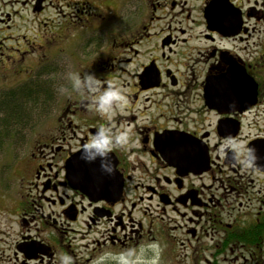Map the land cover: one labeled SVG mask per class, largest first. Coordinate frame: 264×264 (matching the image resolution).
Instances as JSON below:
<instances>
[{
	"label": "flooded vegetation",
	"instance_id": "flooded-vegetation-1",
	"mask_svg": "<svg viewBox=\"0 0 264 264\" xmlns=\"http://www.w3.org/2000/svg\"><path fill=\"white\" fill-rule=\"evenodd\" d=\"M42 66L69 91L0 177V264H264V0H0V88ZM75 73L126 101L100 115ZM101 125L130 130L111 173L82 158Z\"/></svg>",
	"mask_w": 264,
	"mask_h": 264
},
{
	"label": "clouds",
	"instance_id": "clouds-1",
	"mask_svg": "<svg viewBox=\"0 0 264 264\" xmlns=\"http://www.w3.org/2000/svg\"><path fill=\"white\" fill-rule=\"evenodd\" d=\"M70 83L71 88L78 93L92 94L96 111L102 116L107 114L109 119L114 109L126 101V97L118 87L109 85L106 88H101V80L94 73H84L83 76L79 73L71 74ZM58 91L65 93L69 91V88L66 85H60ZM129 134L130 130L127 128L116 132L110 126L101 125L98 131L83 146L82 158L89 161L99 158L102 161V167L110 173L113 172L114 165L111 163L110 152L114 147L127 145ZM230 147L233 149L232 157L235 162L245 167L256 166L259 158L256 155L255 148L243 147L239 142L231 143ZM149 252L152 254L150 257L147 255ZM159 255V245L149 243L142 246L139 252L135 249H126L119 253L105 251L96 258L94 264H101L102 261L107 259L114 260L117 264H157ZM61 264H72V258L64 255L61 258Z\"/></svg>",
	"mask_w": 264,
	"mask_h": 264
},
{
	"label": "trees",
	"instance_id": "trees-1",
	"mask_svg": "<svg viewBox=\"0 0 264 264\" xmlns=\"http://www.w3.org/2000/svg\"><path fill=\"white\" fill-rule=\"evenodd\" d=\"M50 92L46 83L32 81L10 90L0 98V153L10 146L11 140L26 126L32 112L38 109L45 112L48 105L51 106L53 96Z\"/></svg>",
	"mask_w": 264,
	"mask_h": 264
},
{
	"label": "rangeland",
	"instance_id": "rangeland-1",
	"mask_svg": "<svg viewBox=\"0 0 264 264\" xmlns=\"http://www.w3.org/2000/svg\"><path fill=\"white\" fill-rule=\"evenodd\" d=\"M33 68V65L29 67V69ZM12 79V77H9ZM62 80V76L58 75L54 77L47 67L42 66L41 69L34 68L33 72H31V76L29 77H20L18 78V82H8V87L3 85L0 88V91L3 89H11L18 88L22 85L30 83L32 81H42V83H46L50 87V94L53 96V91L58 90L60 85H66L63 82H55L56 85L52 82V80ZM3 80H5L3 78ZM7 87V88H5ZM59 97H62L61 95ZM64 102V96L61 98L60 103ZM48 105L45 112L42 109L35 110L36 112L31 113V118L27 119L26 126L22 127L16 137L11 140L10 146H7L0 153V177L7 172V169L13 163V156L17 157L22 154L23 149L27 146L28 143H34V140L37 135L41 132H47V128L49 126L50 120L53 118L51 111L54 109V102ZM22 130V131H21ZM5 184H8L7 178L4 179ZM4 190L2 183L0 181V191Z\"/></svg>",
	"mask_w": 264,
	"mask_h": 264
},
{
	"label": "water",
	"instance_id": "water-1",
	"mask_svg": "<svg viewBox=\"0 0 264 264\" xmlns=\"http://www.w3.org/2000/svg\"><path fill=\"white\" fill-rule=\"evenodd\" d=\"M75 181H76V182H81L82 180H78V179H76Z\"/></svg>",
	"mask_w": 264,
	"mask_h": 264
}]
</instances>
